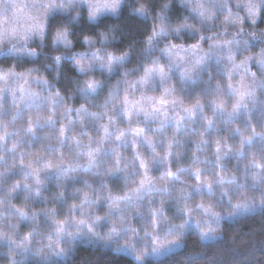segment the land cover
Masks as SVG:
<instances>
[{"label":"clouds","instance_id":"1","mask_svg":"<svg viewBox=\"0 0 264 264\" xmlns=\"http://www.w3.org/2000/svg\"><path fill=\"white\" fill-rule=\"evenodd\" d=\"M0 264H264V0H0Z\"/></svg>","mask_w":264,"mask_h":264},{"label":"snow or ice","instance_id":"2","mask_svg":"<svg viewBox=\"0 0 264 264\" xmlns=\"http://www.w3.org/2000/svg\"><path fill=\"white\" fill-rule=\"evenodd\" d=\"M219 150V149H218Z\"/></svg>","mask_w":264,"mask_h":264}]
</instances>
